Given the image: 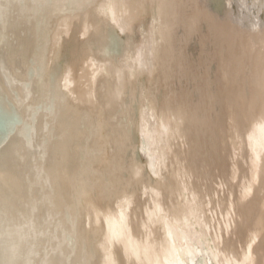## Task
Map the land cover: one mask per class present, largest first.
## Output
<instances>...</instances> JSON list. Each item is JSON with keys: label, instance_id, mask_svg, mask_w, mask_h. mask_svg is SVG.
<instances>
[{"label": "bare ground", "instance_id": "bare-ground-1", "mask_svg": "<svg viewBox=\"0 0 264 264\" xmlns=\"http://www.w3.org/2000/svg\"><path fill=\"white\" fill-rule=\"evenodd\" d=\"M264 264V0H0V264Z\"/></svg>", "mask_w": 264, "mask_h": 264}, {"label": "rangeland", "instance_id": "rangeland-1", "mask_svg": "<svg viewBox=\"0 0 264 264\" xmlns=\"http://www.w3.org/2000/svg\"><path fill=\"white\" fill-rule=\"evenodd\" d=\"M201 255H204V253L201 252V253H198V254L196 255V258L194 259V263H193V264H200V263H199V260H200ZM198 258H199V260H198ZM208 264H211V263L208 262Z\"/></svg>", "mask_w": 264, "mask_h": 264}]
</instances>
